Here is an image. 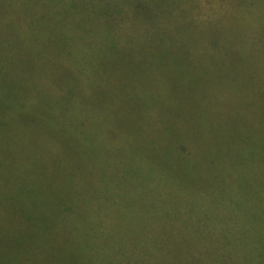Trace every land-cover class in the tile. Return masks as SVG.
<instances>
[{"label": "trees", "instance_id": "obj_1", "mask_svg": "<svg viewBox=\"0 0 264 264\" xmlns=\"http://www.w3.org/2000/svg\"><path fill=\"white\" fill-rule=\"evenodd\" d=\"M70 1L0 0V264H264V66L135 72Z\"/></svg>", "mask_w": 264, "mask_h": 264}, {"label": "rangeland", "instance_id": "obj_2", "mask_svg": "<svg viewBox=\"0 0 264 264\" xmlns=\"http://www.w3.org/2000/svg\"><path fill=\"white\" fill-rule=\"evenodd\" d=\"M70 2L72 36L105 43L103 54L109 44L135 72L194 87L200 75L264 66V0Z\"/></svg>", "mask_w": 264, "mask_h": 264}]
</instances>
